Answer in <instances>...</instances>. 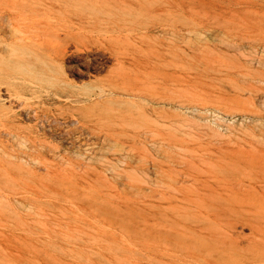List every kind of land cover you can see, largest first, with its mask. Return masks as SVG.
<instances>
[{"label":"rangeland","instance_id":"rangeland-1","mask_svg":"<svg viewBox=\"0 0 264 264\" xmlns=\"http://www.w3.org/2000/svg\"><path fill=\"white\" fill-rule=\"evenodd\" d=\"M29 2L55 72L1 85L0 264H264V0Z\"/></svg>","mask_w":264,"mask_h":264},{"label":"bare ground","instance_id":"bare-ground-1","mask_svg":"<svg viewBox=\"0 0 264 264\" xmlns=\"http://www.w3.org/2000/svg\"><path fill=\"white\" fill-rule=\"evenodd\" d=\"M29 1L16 0L11 5L15 10L13 16L2 29L3 34L0 32V89L3 84L11 86L18 77L48 82L54 80L52 72L55 69L41 58V52L36 49L38 30L36 26L31 28L35 20L26 13L27 10H35L36 3Z\"/></svg>","mask_w":264,"mask_h":264}]
</instances>
